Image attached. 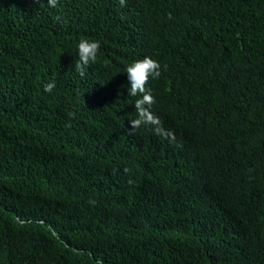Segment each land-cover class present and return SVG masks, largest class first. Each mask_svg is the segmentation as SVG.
I'll return each mask as SVG.
<instances>
[{
    "label": "trees",
    "instance_id": "1",
    "mask_svg": "<svg viewBox=\"0 0 264 264\" xmlns=\"http://www.w3.org/2000/svg\"><path fill=\"white\" fill-rule=\"evenodd\" d=\"M0 264H264V0H0Z\"/></svg>",
    "mask_w": 264,
    "mask_h": 264
},
{
    "label": "clouds",
    "instance_id": "2",
    "mask_svg": "<svg viewBox=\"0 0 264 264\" xmlns=\"http://www.w3.org/2000/svg\"><path fill=\"white\" fill-rule=\"evenodd\" d=\"M51 6L56 5V0H48ZM101 48V42L97 39L84 38L78 42L77 53L79 56V64L81 69L97 59L99 50ZM161 66L159 61L145 56L143 59H138L128 64L125 68L128 81L130 82V91L132 95H140L136 101V107L139 115L136 119L130 121L132 129H135L143 124L148 123L147 109L144 105L153 100L151 90L148 87V81L150 78L159 77L161 74ZM55 81H51L44 86L46 92L51 93L55 88Z\"/></svg>",
    "mask_w": 264,
    "mask_h": 264
}]
</instances>
